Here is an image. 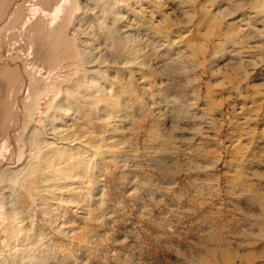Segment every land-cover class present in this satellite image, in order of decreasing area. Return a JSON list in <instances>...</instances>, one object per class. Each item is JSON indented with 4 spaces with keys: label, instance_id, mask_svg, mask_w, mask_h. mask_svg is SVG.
I'll use <instances>...</instances> for the list:
<instances>
[{
    "label": "rangeland",
    "instance_id": "obj_1",
    "mask_svg": "<svg viewBox=\"0 0 264 264\" xmlns=\"http://www.w3.org/2000/svg\"><path fill=\"white\" fill-rule=\"evenodd\" d=\"M16 1H0L3 57L56 72L70 108L43 117L53 143L17 184L24 221L0 235V264H264V16L252 0H80L53 35L42 14L13 28ZM8 75L0 67V139L21 118L23 83Z\"/></svg>",
    "mask_w": 264,
    "mask_h": 264
},
{
    "label": "bare ground",
    "instance_id": "obj_2",
    "mask_svg": "<svg viewBox=\"0 0 264 264\" xmlns=\"http://www.w3.org/2000/svg\"><path fill=\"white\" fill-rule=\"evenodd\" d=\"M0 1H2V0H0ZM88 1H90V0H88ZM95 1L97 3H100V2L104 3L103 5H105V4L108 5L111 3L110 6H113L112 8H114L116 5H118L117 0H115V1L114 0H95ZM111 1H113V3ZM182 1H193V0H181L180 2H182ZM25 2H26L25 0L16 1L14 3V7L17 5V7H15V9L11 5L10 7H8L7 11L5 10L6 14L12 15L11 24L14 25L13 28L18 27V25H19V29L21 31H25L27 29H32V27L35 25L32 23V21L37 18L36 15L42 14L43 16H47V18H50V27L49 28L51 30L52 35L58 29V24H61L62 21L64 20V18H69V14H72L71 12L73 11V9L78 10L76 8H78V6L80 5V0H64V1H62V2H64L63 5H61L59 2H57V3H55L56 5L53 6V7H55L54 10H53V8H51L52 10H49V9L47 10V8L44 9L42 6H39L36 3H30V5L27 8H23L25 6L24 5ZM2 3H4V2H2ZM182 4H184V3H182ZM251 4H252L251 6L254 9H256V15L255 16L257 18H259V20H260V18H262L264 16V0H252ZM193 7H194V5H193ZM26 9H27V11L29 10V13H28L29 15L24 14V11ZM186 13L190 16L189 17L190 19L194 18L195 12L193 15H191V10H187ZM230 13H232V12H230ZM103 24H100V25L103 26ZM149 26H150L149 28H153V29L156 28V26H154V25H149ZM35 30L36 29L34 28L33 31H35ZM258 31H260V30H258ZM34 35H35V33H34ZM57 35H58V32H57ZM58 38L60 39V37H58ZM30 41H31V39H30ZM33 42H35V41H32L31 46H29V50H31L29 52V55H31L33 53V50H34ZM142 43H143V41H141V39H140V41H137V43H135V45L133 46L132 55L136 56L135 59L138 58L137 57V55L139 54L138 51L141 50V47L143 45ZM5 48L6 47L0 43V67H3L4 69H6L8 71V73H9L8 76H9V80H11L10 81L11 83H17V81L20 83L22 81V83H23L21 86V91L19 92V96H18V98H16V102L20 106L19 107L20 112H21V114H20L21 118H19L20 121L18 120L14 129L12 128V130H10L7 128V130L5 129L6 131H2V132H4L5 135L2 134V138L0 139V235L2 233H5V236L7 237L9 235L8 233H10V232H8L9 229L14 228L15 224L17 226L24 221L23 211H22V209L19 208V205L15 203V198L13 197V196H20L19 190H17V186L21 182L23 183V181H25L24 180L25 179L24 174H26L28 167H30L29 165L32 164L33 166H31V167H34L35 166L34 164L37 161H39L38 159L40 158L39 156H41V150H43L42 148H44V145H46V147H48L47 144L52 145V143H53V142L47 143L46 139H42L44 137L43 133L45 132V130H43V127H44V124H43L44 118L43 117L48 115V111L53 106L54 103H57V105H58V106L56 105L57 109H59L61 107L63 109L65 108L64 111L70 107L66 106V104H62L63 97L59 98L60 92H61L62 88H64L63 87L64 85H62L64 82H61V80H60L61 78L58 79V75L57 76L55 75L56 74L55 71H54L55 73L51 74V71L42 72L43 71L42 68L39 69V68L35 67V69H38V74H39L36 76L32 72H30L28 70V68L25 67V65H24L25 63L23 64L21 61H18L14 58H11L10 56H12V54H10L9 57H3L4 56L3 54L5 53V51H4ZM142 50H144V49H142ZM183 53L184 52H182L180 54L183 55ZM85 54L88 55L89 54L88 51H86ZM182 57L183 56H181L179 58H182ZM71 63H73V62H71ZM55 64H58V63L56 62ZM254 64H256V63H254ZM46 73H48V75H52V76H51V79H49V81L45 83L44 87H42V85L40 84L41 77ZM12 92H14V91H12ZM52 121H53V119H52ZM28 123H32L31 134L26 139L27 142L24 143L25 134L23 132V128L25 129V127L27 126ZM44 129H46V128H44ZM41 135L43 137H41ZM3 136H5V137H3ZM12 143H14V146L11 148L10 146ZM46 155H47V153H46ZM24 157H25V161L23 164H25V163L26 164L24 165V167L18 168V166H20V165H17V164L18 163L21 164ZM33 172H35V168L33 169ZM33 175H31V176H33ZM26 181H27V179H26Z\"/></svg>",
    "mask_w": 264,
    "mask_h": 264
}]
</instances>
